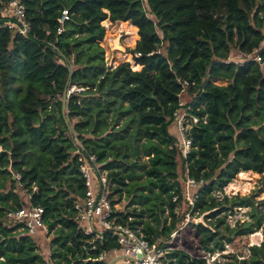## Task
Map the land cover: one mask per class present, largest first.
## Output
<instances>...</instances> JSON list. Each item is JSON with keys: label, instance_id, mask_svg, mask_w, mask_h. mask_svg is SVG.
I'll list each match as a JSON object with an SVG mask.
<instances>
[{"label": "trees", "instance_id": "obj_1", "mask_svg": "<svg viewBox=\"0 0 264 264\" xmlns=\"http://www.w3.org/2000/svg\"><path fill=\"white\" fill-rule=\"evenodd\" d=\"M24 5L27 38L12 35L0 21V264H48L39 252L43 233L29 236L5 219L23 204L17 187L30 192L33 184L38 192L30 204L43 209L48 234L53 232L50 260L72 264L117 247L107 237L96 252L83 249L88 237L77 231L73 210L84 194L75 140L105 163L113 194L127 193L115 214L119 222L141 227L149 243L161 248H176L180 240L181 249L165 255L169 264H205L203 253L222 252L262 229L264 212L253 196L224 195L218 201L214 194H223L239 173L264 172V75L252 60L229 62L234 50L256 51L264 65V0H145V8L139 0H26ZM63 10L70 18L60 25ZM106 20L138 30L135 71L128 63L106 65L100 45ZM178 80L191 84L190 95H197L193 109L206 117L189 131L186 160L172 128ZM69 86L85 90L65 98L62 112ZM10 93L21 95L14 100ZM65 115L77 119L75 139ZM141 155L148 165L135 163ZM186 163L189 176L205 186L191 212L176 214L183 205L179 176ZM137 168L146 183L137 182ZM110 198L112 205L120 202ZM242 208L250 209L249 221L230 227L227 213ZM188 213H207L209 221L189 222L178 231ZM176 232L180 237L168 245ZM248 251L239 262L230 255L232 264H264V242Z\"/></svg>", "mask_w": 264, "mask_h": 264}, {"label": "built area", "instance_id": "obj_2", "mask_svg": "<svg viewBox=\"0 0 264 264\" xmlns=\"http://www.w3.org/2000/svg\"><path fill=\"white\" fill-rule=\"evenodd\" d=\"M24 1L26 0H0V21H2L3 26L12 35L27 38L30 31V24L26 19ZM139 1L143 8H145V0ZM69 18L68 11L63 10L60 19L57 21L60 25H63L69 21ZM61 31V28H59L57 33L59 34ZM238 53L242 61H233L229 58V62L243 64L246 61L252 60L259 65L264 75V65L256 51L252 54H246L240 51ZM139 56L140 54H136V57ZM178 83L181 89L177 95V108L172 113V128L175 146L178 148L181 158L186 160L192 146L189 131L201 123H206V117L196 115L199 108L193 109V106L197 102V99H195L197 95H190L189 89L191 84L188 81L181 80H178ZM84 90L81 87L69 86L65 93V98L68 99L72 95L81 93ZM193 99L194 101L191 103ZM69 134L72 139H75L73 131ZM75 141L76 151L74 155L77 157L79 165L78 173L83 181L84 194L83 197L77 198L74 201L73 210L74 220L77 223V231L88 237V248L84 246L83 249L96 252L107 237L112 239L117 245L116 248L109 251L98 253L94 258L87 257L85 260L81 259V261L109 264L113 259L125 256L132 259V261H125V263L169 264L170 261L165 259V255L168 252L167 248L159 247L158 243L151 245L141 232V227H130L127 224L119 222L118 217L115 215L118 210L115 209V205L111 204L110 190L112 184L108 178L109 171L103 168L105 163L100 162L80 142ZM12 177L15 181H20L19 175L12 173ZM179 180L181 183L180 195L182 197V204L185 205L186 210L191 212L205 183L196 181L189 176L187 163L184 165V170L180 173ZM21 190L26 195V201L23 202L20 208L6 212V221L19 225L20 231L29 236H35L38 232H42L45 235L47 228L43 222L44 211L41 207H35L30 204L32 195L38 192L36 185H32L30 192L25 189ZM214 196H219V193L214 194ZM177 198L178 196L173 197L172 201L175 202ZM179 211V207L174 210L176 214ZM128 220L130 221L131 219L129 218ZM229 246L231 245H226L224 251L215 252L212 255L204 253L201 259L205 264H220L219 260ZM252 246L257 245L252 244Z\"/></svg>", "mask_w": 264, "mask_h": 264}, {"label": "rangeland", "instance_id": "obj_3", "mask_svg": "<svg viewBox=\"0 0 264 264\" xmlns=\"http://www.w3.org/2000/svg\"><path fill=\"white\" fill-rule=\"evenodd\" d=\"M105 27V36L103 41L100 43L101 47L104 49V61L106 62V65L115 68L119 64L122 63H128L130 65V69L132 71L134 70V67H136V54L132 53L134 50L137 41L139 40L138 31L131 27V25L127 23H111L108 20H106L103 25ZM117 43V44H116ZM116 44V46H115ZM233 61H242V58L239 56V53L237 50L232 51L231 56L229 57ZM141 70V66L139 71ZM17 87H20L21 90H23V84L19 82L16 84ZM216 85L223 86V82H217ZM21 95V94H20ZM20 95L15 96V94L10 93V97L16 100ZM187 100V99H186ZM55 116L60 119V115L57 111H55ZM77 119L72 117L64 116V122L67 125V128L70 129V132L73 131V127L76 123ZM63 128H66L65 125H63ZM36 150L32 153V159L36 160L39 153ZM43 158V157H42ZM136 159L130 158V160ZM135 163H140L144 165H148V157H143L142 155L139 156L138 160L135 161ZM134 173L138 175V183L143 184L146 183V176L144 175V172L141 168L134 169ZM237 175L235 179L232 180L230 184H228L224 190L223 194H219V196H216L218 198V201H221L223 199V196L225 195L230 199L233 196L239 195L241 197L243 196H253L255 201V206L258 208V210L264 212V172L262 174H255L252 172H245L242 173L245 176L241 177ZM241 177V178H240ZM111 191V190H110ZM17 192L20 194L22 202L26 201V195L22 192V190L17 187ZM112 194V201L117 202L118 199H120L117 204H115V209L118 211H122L124 208L126 201H127V193H123L121 195V198H119L117 195ZM72 197V196H71ZM75 197V196H73ZM136 209H139V206H135ZM131 209V208H130ZM249 208H242V209H234L231 213H227L226 222L230 227H234L236 222H246L249 221L247 213L249 212ZM186 211V207L183 204L180 207V213H184ZM207 213L200 214L197 216L195 214L194 216H189V213L186 214L185 219L182 223L179 224L178 231L182 230L187 223H201L206 226L207 221L206 220ZM167 216V213L164 214L163 218ZM146 219V218H144ZM167 223L169 224V219H167ZM57 226L56 228H58ZM177 231V232H178ZM172 234V241L168 245H172V243L175 242L176 239L180 237L179 233ZM48 233V231H47ZM45 234L43 237L40 238L39 243V252L42 254L48 264H56L58 260L51 259L50 260V253L53 249H55V245L51 244V241L53 239V232L51 234ZM174 240V242H173ZM264 242V225L262 226V229L256 232L253 235L243 237L240 240L235 241L231 246H229L228 249H226L224 255L219 260L220 264H232L234 263V258H230V255H235L238 262L242 260V257L244 259L249 257V251L248 248L252 246V244H256L258 247ZM176 248H167V250L172 249H181L180 246V240L176 241ZM170 247V246H169ZM203 253V252H202ZM204 254V253H203ZM88 256V254H87ZM72 262V261H71ZM80 262V263H78ZM125 261H119L116 264H124ZM60 264H65L64 261H60ZM72 264H94V263H87L85 261H81V259H78L77 261H73ZM130 264V263H125Z\"/></svg>", "mask_w": 264, "mask_h": 264}, {"label": "water", "instance_id": "obj_4", "mask_svg": "<svg viewBox=\"0 0 264 264\" xmlns=\"http://www.w3.org/2000/svg\"><path fill=\"white\" fill-rule=\"evenodd\" d=\"M64 95H63V99H62V112L64 111V100H65V96ZM51 117L54 118V115H51ZM57 128H58V130L60 132H63V130L60 128L59 125L57 126ZM69 132H70V129H69ZM119 261H132V259L129 258V257H125V256H120V257L110 261L109 264H115L116 262H119Z\"/></svg>", "mask_w": 264, "mask_h": 264}, {"label": "bare ground", "instance_id": "obj_5", "mask_svg": "<svg viewBox=\"0 0 264 264\" xmlns=\"http://www.w3.org/2000/svg\"><path fill=\"white\" fill-rule=\"evenodd\" d=\"M116 44H117V43H116ZM116 44H115V46H116ZM238 175H239V174H238ZM240 176L243 177V176H245V175L241 173ZM241 177H240V178H241Z\"/></svg>", "mask_w": 264, "mask_h": 264}, {"label": "crops", "instance_id": "obj_6", "mask_svg": "<svg viewBox=\"0 0 264 264\" xmlns=\"http://www.w3.org/2000/svg\"><path fill=\"white\" fill-rule=\"evenodd\" d=\"M138 31V30H137ZM67 131L69 132V129L67 128ZM70 133V132H69ZM125 264V263H124ZM130 264H132V263H130Z\"/></svg>", "mask_w": 264, "mask_h": 264}]
</instances>
